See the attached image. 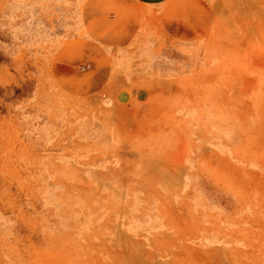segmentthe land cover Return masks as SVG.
<instances>
[{
    "label": "rangeland",
    "instance_id": "1",
    "mask_svg": "<svg viewBox=\"0 0 264 264\" xmlns=\"http://www.w3.org/2000/svg\"><path fill=\"white\" fill-rule=\"evenodd\" d=\"M102 2L0 0V264H264V0Z\"/></svg>",
    "mask_w": 264,
    "mask_h": 264
},
{
    "label": "crops",
    "instance_id": "2",
    "mask_svg": "<svg viewBox=\"0 0 264 264\" xmlns=\"http://www.w3.org/2000/svg\"><path fill=\"white\" fill-rule=\"evenodd\" d=\"M120 1L121 2H119V4H122L121 6L122 11L118 12L117 16L112 18V20L116 22H121L122 20L129 19L130 15L138 12L139 10L143 9V7L145 6H149V7L156 6L162 3H166L169 0H120ZM127 8L132 9V11H130L129 9H128L129 11H125ZM104 10H105V7H104V0H103V2L101 3V6H98L94 11H92L91 16L87 15V19H86L88 24L94 25L97 27L95 29L96 31L100 32L101 37L109 36L111 34V31L115 30V29H111L112 28L111 24L105 23Z\"/></svg>",
    "mask_w": 264,
    "mask_h": 264
}]
</instances>
